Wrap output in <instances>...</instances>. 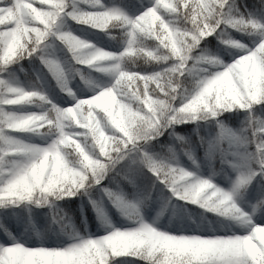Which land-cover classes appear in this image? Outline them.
Wrapping results in <instances>:
<instances>
[{"label": "clouds", "instance_id": "9594fccd", "mask_svg": "<svg viewBox=\"0 0 264 264\" xmlns=\"http://www.w3.org/2000/svg\"><path fill=\"white\" fill-rule=\"evenodd\" d=\"M59 2L37 0V6L24 4L17 8L13 0L17 34L27 39L29 31L39 32L38 28L28 27L33 20L47 26L45 18ZM87 2L95 6L100 0ZM159 3L161 0H157ZM176 3L178 6L180 0ZM225 5L221 14L201 0L198 22L182 11L178 15L166 11L167 20L153 13L152 17H137L140 23L131 27L120 17L84 13L77 23L90 24L102 32L114 30L109 37L117 39L118 33L124 47L118 52L104 51L72 36L68 52L75 64L107 75L111 83L97 85L94 94L66 108L51 103L41 92H25L23 87L13 100L7 101L35 104L41 110L6 113L3 126L47 138L48 142L41 146L0 135V232L9 241L0 243L4 252L0 264L17 254L41 250L60 253L66 264H78L81 257L88 264H115L121 257H143L149 264H194L199 259L194 252L199 236L184 237L192 247L177 246L166 239L170 234L142 219L140 205L150 199V191L134 201L122 191L100 189L122 218L136 224L131 228L115 227L99 200L92 197V190L100 183L96 179L99 166L128 145H133L126 153L130 160L149 157L158 162L159 174L168 180L165 187L171 194L164 200L165 208L175 198L226 218L230 227L242 233L227 238L225 251L230 264H264V226L254 219L264 215V198L249 203V211L237 203L244 198L257 171L264 168V107H260L264 106V19L255 18L247 9L241 11L237 0H225ZM164 6L170 13L176 12L175 6ZM208 37H214L215 45L208 42ZM0 51L11 60L17 47L0 40ZM4 59L5 55H0V61ZM75 71L82 83H92L80 69ZM61 73L58 87L71 97L72 89ZM232 112L243 113L234 129L220 120L224 113ZM184 124L193 125L191 133L176 130ZM165 133L167 141L159 144L162 151L149 153L152 142L159 141ZM198 148L205 156L217 153L231 171L227 189L199 174ZM181 156L197 170L184 167ZM119 175L124 180L129 178L126 171ZM224 175L227 179L228 173ZM242 179L246 182L241 183ZM222 193H229V198ZM76 196L88 199L103 235L88 236L87 225L81 230L61 205V201ZM217 207L219 211H213ZM37 212L48 221L40 232L32 227ZM9 217L20 224L23 242L7 225ZM141 223L151 231H142ZM49 239L63 246L44 247ZM32 240L38 246L26 248L25 243Z\"/></svg>", "mask_w": 264, "mask_h": 264}, {"label": "trees", "instance_id": "16d2710c", "mask_svg": "<svg viewBox=\"0 0 264 264\" xmlns=\"http://www.w3.org/2000/svg\"><path fill=\"white\" fill-rule=\"evenodd\" d=\"M148 0H103V3L108 7H115L118 3L125 5L128 10L132 13L137 12L139 9L147 4ZM240 5L241 11L248 10L250 14H257L259 19H264V7H262V0H237ZM55 32L70 31L82 40L88 41L97 48H101L110 52L120 51L124 47V43L119 38L118 33L117 39H111L109 32L114 30L109 29L108 32H102L95 30L91 27L76 24L69 19L61 20L57 23L54 30ZM208 42L211 45H215L214 37H208ZM247 43V41H245ZM251 46V45H250ZM52 59L57 62L60 66V70L64 73L68 86L72 89L73 96H69L66 92H62L58 87L57 81L53 78L52 74L41 64L40 57ZM228 60V57H225ZM75 69H80L87 77L92 79V83L85 85L81 82L80 76L76 74ZM151 69H149L150 71ZM37 75V77L34 76ZM0 77H3L11 86L23 87L26 90H36L44 94L51 103H56L60 108H66L73 105L76 100L85 99L94 94V91L98 90L97 85L104 86L109 82L110 77L103 73L94 71L78 64L72 60L71 54L67 48L56 39L55 35H51L47 38L44 45L40 47L37 54L30 58H22L17 62L7 66V68L0 72ZM37 78L43 80L44 87L36 82ZM45 88V89H43ZM46 90V92L44 91ZM37 103H39L37 101ZM50 107V105H45ZM264 107V106H260ZM41 109L36 107L35 104H25L17 106L11 111L16 113H30L38 112ZM243 113H224L220 117L226 125H230L233 129L239 126L240 120ZM193 125L184 124L176 128L177 131L183 133H191ZM16 138L25 140L29 143L37 145H45L48 140L47 138L34 137L30 133H16ZM168 136L165 133L164 136L159 138V141H153L151 147L147 151L151 154H159L162 150L159 148V144H163L167 141ZM217 153H212L210 156H205L199 148L196 151V159L200 165L198 172L204 177L211 178L213 182L221 188L227 187V183L230 180L232 173L221 162V158H217ZM155 158V157H154ZM181 163L184 167L189 170L194 169L193 166L183 157H180ZM129 177V180L121 179L120 175L116 173H125ZM228 173V178L225 180V173ZM213 173H218L213 175ZM155 178L138 164H132L129 158L119 162L115 166V170L109 172L106 178L101 182L100 185L95 186L92 190V197L98 199L101 205V209L110 218L113 224L118 225L121 228H129L131 225L125 219H118L111 208H103L102 196L103 193L100 189L108 187L117 191H122L130 200H137L143 197L149 191L151 192L150 199L140 205L143 219L151 220L152 226L158 230L165 231L172 235H185V236H201V237H222L229 236L232 234H242L240 229L230 227V222L226 218L219 217L216 214L206 212L200 209L196 205L186 203L183 201L171 199V203L164 207V200L170 197V193L164 185L155 182ZM118 185V186H117ZM227 189V188H224ZM261 195H264V180L257 176L247 187V191L242 200H237L238 206L243 210L249 211V203L258 200ZM83 202L84 216L90 222L89 228L93 237L101 236L104 231L101 230L97 225L96 214L93 211L92 205L88 202V199L84 196H80ZM66 211L72 217L74 222L78 225L77 209L74 205H68L65 207ZM161 214L157 216V213ZM255 223L258 225H264V215H258L255 218ZM7 225L12 229L13 234L21 240L24 238L21 236L20 224L9 217L6 221ZM48 221L41 212H37L36 218L33 221L32 227L36 232H40L41 229L46 227ZM116 226V227H118ZM118 227V228H119ZM82 230V228H81ZM9 241L4 236L3 232H0V243L7 244ZM27 247H36L38 244L35 240L25 243ZM44 247H62L63 243L60 241L49 239L43 244ZM126 261L127 264H143V262L134 257H121L118 258ZM116 259V260H118Z\"/></svg>", "mask_w": 264, "mask_h": 264}, {"label": "snow or ice", "instance_id": "6c2138e0", "mask_svg": "<svg viewBox=\"0 0 264 264\" xmlns=\"http://www.w3.org/2000/svg\"><path fill=\"white\" fill-rule=\"evenodd\" d=\"M200 2L201 0H180L179 5L177 6L176 0H161V3L157 4V0H152L150 6L146 7L142 12L134 17H129L124 12L119 10L118 8L108 7L103 3V0H100V3L91 6L87 2V0H60V2L55 6L52 11V14L49 17H46L47 26L43 24H39L35 20L32 21L29 28L40 29L39 32L35 34L32 31L28 32V38L24 39L21 35L17 34V21L13 15V0H0V40L4 41L5 44L7 43H14L17 47V54L11 60L7 59V55L4 51H0V55H5V59L0 61V72H3L7 66L17 62L19 59L22 58H30L33 55L37 54L38 50L42 45H44L47 38L51 35H55L56 39L59 40L67 50L72 46V36L68 35L66 31L63 32H55V28L57 23L61 20L69 19L72 22L80 25H84L87 27H91L95 30L100 31V28H94L90 24L84 23H77V21L83 19V14L87 12H103L106 17H120L125 19L126 22L131 27L132 25H138L140 21L136 18L141 17L144 19L147 17H152V14L155 13L156 16H159L163 20L168 19V15H166V11L169 12L171 15H178L181 11L184 13L186 17L190 19L195 17V21L198 22L200 19V13L202 9H200ZM205 4H212L217 12L223 13L225 5V0H203ZM17 8L21 7L24 4H33V6H37V0H15ZM165 3L170 4L176 7L175 13H170V10L165 9ZM48 6V5H47ZM41 7H45V5H41ZM51 6H48L50 8ZM151 10V11H149ZM154 18V17H153ZM107 31V29H105ZM156 32L157 34L160 33V24L157 22L156 24ZM81 39V38H80ZM82 40V39H81ZM85 41V40H84ZM89 43L88 41H85ZM106 51V50H104ZM71 54V53H70ZM72 55V54H71ZM98 55L102 56L103 52L98 53ZM41 64L52 74L53 78L58 82L60 75L62 74L60 71V66L57 62L53 61L52 59H48L45 57H40ZM75 62V61H74ZM82 66V65H81ZM224 86L227 87L228 83L225 81ZM21 91L19 86H11L6 83L3 77H0V135H6L10 137H15L14 134L21 133L13 131L11 128H6L3 126L2 121L5 119V114L14 111L11 109L16 108L17 106L25 105L27 103H8L7 101L13 100L16 95ZM25 92H38L36 90H26L23 88ZM87 99V98H85ZM68 107H71L68 106ZM135 142V141H134ZM133 145H128L127 148L122 149L121 153L117 155L116 153L112 154L111 159L106 160L105 165H101L100 172L97 175L96 179L101 182L106 178V175L109 172L115 170V166L124 161L128 156L126 153L129 152V149H132ZM132 164H139L143 166L154 178L155 182H158L161 185H166L168 180L159 174V164L156 160L151 159L149 157H142L139 160H131ZM153 172H156V175H153ZM119 175V172L116 173ZM264 176V168H261L257 171L256 177ZM255 177V178H256ZM254 178V179H255ZM129 180V178H127ZM253 179V180H254ZM252 180V181H253ZM251 181V182H252ZM129 182H131L129 180ZM243 179L241 183H245ZM202 185L206 186V182H201ZM105 192H108V189H104ZM217 192L220 191L219 188L216 189ZM108 195L111 196V193L108 192ZM225 199H228L230 194L229 193H222ZM260 198H264V195H261ZM213 211H219V208H214ZM264 226V225H261ZM142 231L150 232L151 229L147 224L141 223L139 225ZM233 236L235 234H232ZM230 236V235H229ZM229 236H222V237H201L200 243L194 247V252L196 255L199 256V259L194 262V264H230L229 257L227 252L225 251L227 244H228V237ZM172 237H180L178 240H172ZM185 235H172L167 240L175 243L177 246H187L192 247L189 241L185 240ZM196 237V236H190ZM27 248V246H25ZM214 250V252H210L209 250ZM218 253V254H217ZM0 257H4V252L0 249ZM143 262V264H149V261L144 259L143 257H134ZM6 264H66L65 260L63 259L62 255L57 252L41 250V251H29L24 254H17V256L13 259H6ZM78 264H88L86 258L81 257L78 260ZM120 264H126L125 261H121Z\"/></svg>", "mask_w": 264, "mask_h": 264}, {"label": "rangeland", "instance_id": "374dc122", "mask_svg": "<svg viewBox=\"0 0 264 264\" xmlns=\"http://www.w3.org/2000/svg\"><path fill=\"white\" fill-rule=\"evenodd\" d=\"M151 2H152V0H148L147 1V4L145 5L144 4V7H142L141 9H139L137 12H134V13H132V12H130L129 10H128V8L125 6V5H123V4H121V3H118L117 5H116V8H118L119 10H121L122 12H124L126 15H128L129 17H134V16H136V15H138L140 12H142L146 7H148V6H150V4H151ZM45 8L47 9L48 8V6L47 5H45ZM255 18H257L258 19V17H257V14H252ZM118 52V51H117ZM34 76H35V74H34ZM38 84H41L42 86L41 87H44V83H43V80H40V79H37V81H36ZM111 83V78L109 79V82L106 84V85H104V86H107V85H109ZM43 89H45V88H43ZM45 92H46V90H44ZM53 104H56V103H53ZM34 136V135H33ZM34 137H36V136H34ZM225 176V175H224ZM225 180H227L226 178H225ZM229 183H230V180L228 181V183H227V188H228V186H229ZM219 186H222L221 184H219ZM224 188H226V187H224ZM102 206H103V208H107V207H109V208H111V210L113 211V213H114V215L118 218V219H124V218H122L118 213H117V211L112 207V204L109 202V200H108V198L107 197H105L104 195L102 196ZM61 205L65 208L66 206H68V205H74L75 206V208L77 209V211H78V213H77V216L79 217L78 218V225L79 226H81V228L83 229V225H87V235L88 236H91V237H93V235L91 234V231H90V228H89V225H90V222L86 219V217H84V209H83V202H82V200L80 199V196H76V197H72V198H70V199H65V200H63V201H61ZM65 210H66V208H65ZM142 214V213H141ZM142 219H143V216H142ZM126 220V219H125ZM145 222H147V223H149L150 225L151 224H153V222H151V220H147L146 218L145 219H143ZM127 222L129 223V224H134V226H135V223L134 222H131V221H128L127 220ZM116 226H118V225H116ZM115 226V227H116ZM119 227V226H118ZM117 227V228H118ZM131 227H133V225H131ZM131 227H129V228H131ZM119 228H121V227H119ZM118 259V258H117ZM121 261H125V260H123V259H118V260H116L115 261V264H120V262ZM126 262V261H125ZM127 264V263H126Z\"/></svg>", "mask_w": 264, "mask_h": 264}]
</instances>
